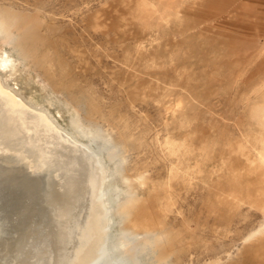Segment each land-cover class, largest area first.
Masks as SVG:
<instances>
[{
	"label": "rangeland",
	"instance_id": "374dc122",
	"mask_svg": "<svg viewBox=\"0 0 264 264\" xmlns=\"http://www.w3.org/2000/svg\"><path fill=\"white\" fill-rule=\"evenodd\" d=\"M138 1L0 0V45L114 151L113 257L264 264V0ZM13 233L0 264H18ZM41 249L19 264L45 263Z\"/></svg>",
	"mask_w": 264,
	"mask_h": 264
},
{
	"label": "bare ground",
	"instance_id": "6f19581e",
	"mask_svg": "<svg viewBox=\"0 0 264 264\" xmlns=\"http://www.w3.org/2000/svg\"><path fill=\"white\" fill-rule=\"evenodd\" d=\"M134 10L140 13V0ZM43 60L54 80L52 57ZM61 85L26 69L0 45V234L14 231L18 264L41 248L49 251L43 264H122L127 252L116 259L109 245L115 209L107 199L108 179L121 169L112 149L99 150L92 142L99 133L79 116ZM122 182L115 187L125 194L130 185ZM52 189L59 192L51 195Z\"/></svg>",
	"mask_w": 264,
	"mask_h": 264
}]
</instances>
